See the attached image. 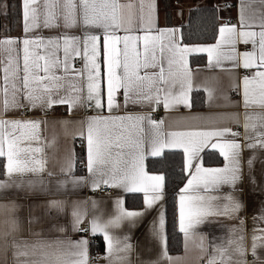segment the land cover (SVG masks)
Returning a JSON list of instances; mask_svg holds the SVG:
<instances>
[{"label": "snow or ice", "instance_id": "6c2138e0", "mask_svg": "<svg viewBox=\"0 0 264 264\" xmlns=\"http://www.w3.org/2000/svg\"><path fill=\"white\" fill-rule=\"evenodd\" d=\"M22 14L24 37L0 39V256L5 261L10 257L11 264H89V241L67 235L68 226L60 223L65 215L70 216L73 233L103 237L109 264H132L137 246L131 243L130 232L116 231L141 223L147 224L148 237L160 246L159 259L171 261L162 203L166 176L150 174L145 162L160 158L163 164L173 149L182 150L181 171L189 177L180 189L178 211L185 249L210 218L238 219L244 208L240 185L245 178L252 190L264 191V158L259 155L264 152V0H239V24L221 25L216 43L208 46L184 44L180 29L158 27L155 0H22ZM40 28L65 31L48 38L28 35ZM72 29L82 35H70ZM241 44L251 48L240 51ZM198 52H206L213 67L223 68L228 62V70H245L240 83L231 86L239 90L240 102L224 105L242 106L244 111L182 116L174 123L194 121L196 126L166 128L165 119L157 121L152 115L161 105L166 112L190 109L193 91L206 92L209 106L217 99L215 87L194 85L188 58ZM76 58L80 68L75 67ZM58 105L68 106L70 118L53 122L65 129L78 124L74 138L86 140L87 176L75 175L78 158L72 149L58 173L48 168V149L54 150L55 159L56 143L55 138L47 141L42 132L49 123L48 113ZM130 105L148 110L129 111ZM121 107L124 114H116ZM25 108L38 109L43 116L5 115ZM75 109L85 115L77 117ZM89 111L95 114L87 115ZM225 119L243 132L228 126L199 127ZM208 147L224 158L222 168L203 167L200 153ZM245 150L250 151L246 160ZM83 186L93 192L143 193V208L127 209L120 195L108 213L101 201L92 198L49 199L30 203L27 217H21V205L9 198L11 193L39 198ZM253 219L264 221V211ZM239 224L219 244L212 243L207 264H264V228H254L249 247L243 234L235 235L243 232L244 220ZM204 239L201 235V251ZM159 259L141 264H159Z\"/></svg>", "mask_w": 264, "mask_h": 264}, {"label": "crops", "instance_id": "0c3cea01", "mask_svg": "<svg viewBox=\"0 0 264 264\" xmlns=\"http://www.w3.org/2000/svg\"><path fill=\"white\" fill-rule=\"evenodd\" d=\"M156 2V17H157V26L160 28H177L181 30V26L185 24L188 20L189 12L194 7L201 6H215L219 9L220 12V20L221 25L224 24H239V0H171L172 7V23L168 24L166 12L163 10L162 5L159 0H155ZM22 6V0H21ZM9 9V1L8 0H0V39L5 37L12 38H23L24 33V21L22 14V29L19 34H5L6 21L5 17L8 13ZM220 25V26H221ZM65 31L64 29H37L33 32L28 33L29 36H43L45 38L56 36L61 32ZM70 35H82L79 30L72 29L68 30ZM123 34V33H120ZM218 38V36H217ZM217 40V39H216ZM215 42L210 44H194L199 46H208L215 44ZM251 45L245 46L243 44L238 45V49L240 51L249 50ZM62 56V52H61ZM192 56H204L206 58V63L203 66L192 67L190 59ZM189 68L193 74L194 85H204L208 84L210 87H215L217 89L215 95L217 97L216 100L213 101L212 106H209V102L207 100V93L203 92L205 95V106L204 108H195L192 103V93H191V108L185 109L180 108L179 111L166 112L161 105L155 112L152 113L153 118L157 121L161 119H165V127L167 128L169 124H173V128L176 130H186L189 124L196 126L197 122L194 121H179L178 123H174L178 117H187V116H216L222 113L229 112H240L242 113L243 107L234 108V107H225L224 105L228 104H237L241 100L239 90H233L232 85L240 83V78L245 75V70L231 69V64L225 62L223 68L213 67L209 64L208 55L206 52H198L191 56H189ZM75 67H81L80 58H76ZM214 78V79H213ZM224 97L228 99L225 100ZM118 100L123 105V96L122 94L118 95ZM129 111H147L148 107L145 106L141 108L139 105L132 106L130 105L128 108ZM74 114L79 117L85 115L81 110L75 109L73 110ZM125 109L121 107L120 111L116 114H124ZM23 112H26L23 114ZM94 112L89 111L87 115H94ZM105 114H107V110L105 109ZM6 117H14V118H27V119H36L43 116V113L36 110H28V109H20L16 111H12L5 114ZM69 111L67 105H58L55 106L47 116L49 121L46 130L42 132V135L47 139V141L51 142L55 138L56 150H55V159H53V149H48L49 155V170L53 172L59 171L60 163L63 162V158L66 155V152L69 149L74 150L77 158H78V147H82L84 151L83 159L81 160L86 163V140H83L79 135L74 134L78 132L79 125L78 124H70L67 129H65L59 123H54V120L59 119H69ZM228 126L232 127L234 131L243 132L242 127L237 126L235 123L230 120H220L216 124H199V127H223ZM43 128V126H42ZM171 151H179L182 152L181 149H173ZM183 154V152H182ZM250 155L249 150H245L243 153L244 159ZM259 155L264 158V152H260ZM201 163L205 168H222L226 161L220 155L217 149H213L211 147L206 148L203 152L200 153ZM148 160V159H147ZM147 160L146 171L147 169ZM80 160H77V164L75 167V175L77 176H87V169L82 165ZM260 170L261 165L258 163L256 165V175L257 179L260 180ZM150 174H163L158 172H150ZM189 178V177H188ZM187 178V179H188ZM187 182V181H186ZM264 183V181H261ZM185 185V184H184ZM184 187V186H183ZM182 187V188H183ZM240 187L243 189V194L241 199L244 202L243 210L238 213V219H226L224 217L210 218V222L205 223L198 228V235L192 237L187 242V249H185L184 238H183V249L180 253H170L168 250V234H167V218H166V209H165V198L163 203V210L165 212V234L167 238V255L171 257V261L168 259H159L161 248L160 246L153 240H151L147 235V224L141 223L137 227L129 229L127 225L123 226L121 229L116 231L117 235H121L126 232H130L132 240L131 243L136 245L135 251L132 253V264H141V261L146 259L157 260L159 259V264H207L209 256L212 254V243L215 242L219 244L221 242V238H227L230 233L229 229L232 227H240L239 220L243 219V232H237L235 235L243 234L246 237L245 243L250 247L251 246V237L253 235L254 228H264V221L262 220H254L253 217L258 216L261 211H264V191L259 189L252 190L251 186L247 182V178ZM112 192L109 194H97L93 192L88 186H83L76 191H67L61 193H55L54 191L46 196H40L39 198L28 196L25 197L24 193H19L18 195L15 193H11L9 198L15 199L17 203L21 205L19 215L21 217H27L28 215V205L32 202H43L44 200L55 199V200H67L71 201H83L88 198L95 199L97 201H101V208L105 213L112 211V200L115 199L117 195H120L124 199V206L129 210H139L143 208V203L140 208H132L127 205V196L128 195H137L142 198L143 202V193H123L114 189H111ZM227 191V189H225ZM180 194V193H179ZM135 196L132 201H137L138 197ZM111 197V199H109ZM90 208V205H89ZM178 211H179V195H178ZM90 219V217H89ZM70 216H63L60 218V223L68 226L67 235L71 237L73 240H77L80 238H86L89 241L88 244V261L89 264H109V261L105 259L106 256V245L103 240V237L99 234L92 235L90 233H73L70 228ZM84 227H87V221L85 222ZM204 236V249L205 251H201L200 248V236ZM183 236V234H182ZM97 237L101 239L103 244V249L98 252H94L92 244H90V238ZM147 249H151V251H147ZM264 253V250H261ZM248 259L251 260L252 257L249 255ZM0 264H11V258L9 257L8 261H5L2 256H0ZM115 264V261L113 262Z\"/></svg>", "mask_w": 264, "mask_h": 264}, {"label": "trees", "instance_id": "16d2710c", "mask_svg": "<svg viewBox=\"0 0 264 264\" xmlns=\"http://www.w3.org/2000/svg\"><path fill=\"white\" fill-rule=\"evenodd\" d=\"M9 9L5 17L6 28L5 34H19L22 29V6L21 0H8ZM163 10L166 12L168 24L172 23L171 0H159ZM221 25L220 12L215 6L194 7L190 10L188 20L181 26L183 43L188 45L210 44L216 41L218 29ZM191 66H203L206 63L204 56H192L190 59ZM192 103L195 108H204L205 95L203 92L195 91L192 94ZM78 160H82L84 151L78 147ZM2 159V158H0ZM160 158H149L147 160V169L150 172L163 173L166 176L165 188V209L167 218L168 250L170 253H180L183 249V236L178 227V195L180 189L187 181L188 175L181 171L183 154L179 151H169L168 159L161 164ZM137 195L127 196V205L132 208L142 206V198L138 197L137 201H132ZM100 244L94 246V252L103 249L101 239Z\"/></svg>", "mask_w": 264, "mask_h": 264}, {"label": "built area", "instance_id": "2783aa9c", "mask_svg": "<svg viewBox=\"0 0 264 264\" xmlns=\"http://www.w3.org/2000/svg\"><path fill=\"white\" fill-rule=\"evenodd\" d=\"M26 112H23V114H25ZM82 165L84 164V162H80ZM112 190L111 189H104V190H98L96 191L97 194H109L111 193ZM79 233H85V232H79ZM90 244L94 245V246H98L100 244L99 238L97 237H92L90 238Z\"/></svg>", "mask_w": 264, "mask_h": 264}]
</instances>
